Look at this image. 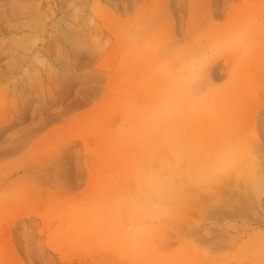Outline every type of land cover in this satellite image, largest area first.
<instances>
[{"label":"rangeland","instance_id":"obj_1","mask_svg":"<svg viewBox=\"0 0 264 264\" xmlns=\"http://www.w3.org/2000/svg\"><path fill=\"white\" fill-rule=\"evenodd\" d=\"M263 15L0 0V264H264Z\"/></svg>","mask_w":264,"mask_h":264},{"label":"clouds","instance_id":"obj_2","mask_svg":"<svg viewBox=\"0 0 264 264\" xmlns=\"http://www.w3.org/2000/svg\"><path fill=\"white\" fill-rule=\"evenodd\" d=\"M239 39L243 40L242 48H241L242 52H243V53H247V51H248V49H249V47H250V41L244 39L243 34H242V36H241ZM204 60H206V56L199 58V60H197V61H193V64H192V68H191V70H192L193 72H195L196 69H197V66H198L199 64H202V63L204 62ZM235 67H236V66H234V69H235ZM158 215H159V213L154 214L152 217H150V218H149V222H148L147 224H145V225L141 228V231H143V232H147V231L151 228L152 224L155 223V221H156Z\"/></svg>","mask_w":264,"mask_h":264},{"label":"bare ground","instance_id":"obj_3","mask_svg":"<svg viewBox=\"0 0 264 264\" xmlns=\"http://www.w3.org/2000/svg\"><path fill=\"white\" fill-rule=\"evenodd\" d=\"M256 1V0H255ZM254 4V3H253ZM255 5V4H254ZM246 6V5H245ZM239 7V6H238ZM246 9V8H245ZM263 11V10H262ZM261 14V13H260ZM264 16V15H263Z\"/></svg>","mask_w":264,"mask_h":264}]
</instances>
